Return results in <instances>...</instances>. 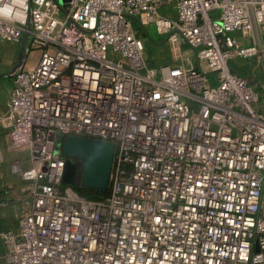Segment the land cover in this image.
I'll return each mask as SVG.
<instances>
[{"label":"built area","instance_id":"obj_1","mask_svg":"<svg viewBox=\"0 0 264 264\" xmlns=\"http://www.w3.org/2000/svg\"><path fill=\"white\" fill-rule=\"evenodd\" d=\"M133 20L176 64L149 66ZM2 41L19 45L0 124L29 154L12 167L29 208L0 228V260L264 264V112L229 64H264V0H0ZM64 135L115 144L103 199L62 181Z\"/></svg>","mask_w":264,"mask_h":264},{"label":"rangeland","instance_id":"obj_2","mask_svg":"<svg viewBox=\"0 0 264 264\" xmlns=\"http://www.w3.org/2000/svg\"><path fill=\"white\" fill-rule=\"evenodd\" d=\"M164 9H161V12ZM132 24L135 29H139L140 33H148L149 40L145 42V55L148 60L149 66L154 69L163 64H176L173 60L169 45L164 42L163 35L156 30L153 25H147L141 27L137 20H133ZM0 69H4V64L7 58L10 60L9 64L5 67V73L0 77V82L3 84L9 83L13 78L12 69L17 65L18 51L15 43L0 42ZM30 52L25 58L27 65L35 64L36 52ZM239 57V56H238ZM241 63L243 64V70L247 72L248 62L243 58ZM230 66H234L229 63ZM236 67V66H235ZM239 72V70L237 69ZM241 71V69H240ZM245 72H242L244 75ZM249 76L252 83L256 85L258 90L260 89V102L264 105V67L262 62L257 58L254 69L250 73H246ZM264 107V106H263ZM9 149V148H8ZM29 154L27 151H13L7 150L5 153H0V169L2 174L0 175V223L4 222L6 227H16L20 213L26 211L29 208V196H28V183L21 176L19 169L13 171L15 164L19 165L22 170L28 166ZM0 264H7L0 260Z\"/></svg>","mask_w":264,"mask_h":264},{"label":"water","instance_id":"obj_3","mask_svg":"<svg viewBox=\"0 0 264 264\" xmlns=\"http://www.w3.org/2000/svg\"><path fill=\"white\" fill-rule=\"evenodd\" d=\"M19 62L20 56L17 57V65L12 72ZM114 152L113 142L84 136L64 135L61 144V154L65 157L62 181L72 186L80 184L97 190H107ZM255 250H258L257 246Z\"/></svg>","mask_w":264,"mask_h":264},{"label":"crops","instance_id":"obj_4","mask_svg":"<svg viewBox=\"0 0 264 264\" xmlns=\"http://www.w3.org/2000/svg\"><path fill=\"white\" fill-rule=\"evenodd\" d=\"M236 35H237V37H239V40H240V42L242 43V44H247V43H249V38L248 37H246L245 35H243V34H241V33H236ZM0 44H2V43H0ZM16 45V47H17V49H15V52L16 51H18V49H19V45H17V44H15ZM1 47V46H0ZM31 52H34V51H31ZM36 52V51H35ZM0 53H1V51H0ZM37 53V52H36ZM37 56H36V58L34 59V60H37V57H38V53L36 54ZM258 58V57H257ZM257 58H255L253 61H252V64L249 62V63H247L248 64V70H247V72H245V70H243L242 68H243V64L244 63H241L242 61H241V59L238 57V56H235L230 62H231V64H233L234 66H233V68L235 69V70H239V73L240 74H243L242 72H245V74L244 75H246V73H250V71H252L253 69H254V64H255V62H256V60H257ZM260 60V59H259ZM26 60L24 59L23 60V62H22V64H21V66L23 67V68H31V67H33V65L34 64H32V65H27L26 64V62H25ZM246 61V60H245ZM261 61V60H260ZM9 62H10V60L7 58V60H6V62H5V64L3 65L4 66V69H0V77L1 76H3L4 75V73L6 72L5 71V67L9 64ZM247 62V61H246ZM263 64V63H262ZM236 66V67H235ZM263 67H264V64H263ZM240 69H241V71H240ZM11 85H12V79L10 80V82L9 83H6V84H3L2 82H0V114H2L4 111H5V102H6V99H7V96H8V92H9V90H10V87H11ZM257 90H258V88H257ZM258 92H259V96L261 95L262 96V94L260 93V89L258 90ZM259 99H260V97H259ZM264 105L260 102V100H259V102L256 104V107L259 109V110H261L262 112H264V107H263ZM7 150H9L8 149V146H7V139H6V128H4L1 124H0V153L2 152V153H5ZM18 152V151H17ZM2 174V169H0V175ZM0 186H1V184H0ZM0 225L2 226V228H8V227H6V225H5V223L4 222H2V223H0Z\"/></svg>","mask_w":264,"mask_h":264},{"label":"trees","instance_id":"obj_5","mask_svg":"<svg viewBox=\"0 0 264 264\" xmlns=\"http://www.w3.org/2000/svg\"><path fill=\"white\" fill-rule=\"evenodd\" d=\"M59 138L60 140H62L61 136H59ZM73 188L80 196H83L88 199H94V200L103 199L108 194V189L107 190H97L94 188L82 186L80 184L73 185ZM0 228H2L1 225H0Z\"/></svg>","mask_w":264,"mask_h":264}]
</instances>
